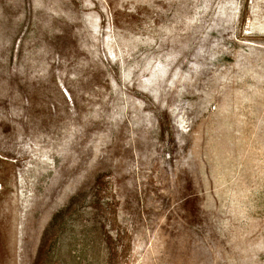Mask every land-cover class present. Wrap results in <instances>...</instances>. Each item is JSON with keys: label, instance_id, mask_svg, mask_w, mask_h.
<instances>
[{"label": "rangeland", "instance_id": "obj_1", "mask_svg": "<svg viewBox=\"0 0 264 264\" xmlns=\"http://www.w3.org/2000/svg\"><path fill=\"white\" fill-rule=\"evenodd\" d=\"M0 264H264V0H0Z\"/></svg>", "mask_w": 264, "mask_h": 264}]
</instances>
